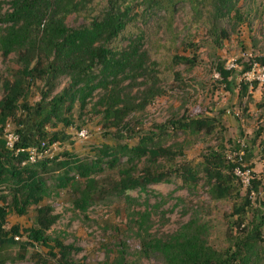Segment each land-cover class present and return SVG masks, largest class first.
Masks as SVG:
<instances>
[{
  "label": "trees",
  "instance_id": "16d2710c",
  "mask_svg": "<svg viewBox=\"0 0 264 264\" xmlns=\"http://www.w3.org/2000/svg\"><path fill=\"white\" fill-rule=\"evenodd\" d=\"M239 1L241 0H103L102 9L96 15L92 8L86 9L89 0L8 1L6 11L0 13V60L5 61L12 55L15 69L10 78L2 80L0 85V200L6 199L4 188L10 191L9 207L0 206V237L12 239L20 236L17 226L3 230L6 209L10 208L21 216L27 207L35 206L34 224L25 229L22 235L30 244L52 250L53 253L48 255L56 259L57 264H74L70 257L79 249L73 245H64L47 234L55 223L56 216L48 205L37 206L48 195L47 180L50 173L62 168L63 172L54 178L53 186L56 189L70 187L77 196L76 205L81 211L86 210L91 197L97 192L98 188L89 176L100 170L105 157L110 168L117 164L120 157L126 158L125 166L117 171L119 178L112 187L118 196H123L128 191L144 192L149 185L168 183L171 175L161 172L155 164L158 159L171 161L178 156L180 146H176V150L161 147L153 133L142 135L137 144L130 148L126 145L102 147L98 151L100 156L88 163H81L65 153L64 160L59 162L54 157L41 159L32 165L20 164L27 160L28 148L45 150L46 147L63 141L64 137L55 133L48 137L44 133V127L52 121L68 126L70 122L63 115L70 114L75 103L82 110L86 100L95 91H101L103 95L93 106L100 109L102 120L112 127H118L131 112L142 111L154 97L162 94L158 78L149 68V65L156 64L150 63L148 52L142 49V35L130 38L124 49L108 47L134 19L130 15L133 3L143 6V11L151 15L160 11L171 14L179 4L188 6L195 19L204 16L208 35L213 45L218 46L227 37L223 26L230 22H241V11L237 5ZM71 14L81 16L85 24L67 28L64 20ZM256 60L264 64L262 59ZM197 63L194 55L190 58L173 55L170 59L172 69L184 66L188 72ZM248 69V64L245 63H241L236 69H226L217 64L214 71L219 83L231 95L234 94L233 78L239 75L236 97L241 100L249 86L252 89L257 86L256 82L246 83L241 80ZM172 74L175 81L179 80L177 72L173 71ZM61 78L66 79L63 89L49 98ZM35 80L43 81L46 87L41 92V103L33 110L35 140L24 142L22 131L16 130L19 140L9 149L4 138V126L8 120L20 126L16 113L19 108L28 110L24 101ZM137 80H140L138 85L135 84ZM126 81H129V87H142L141 91L136 92L135 98L129 96L130 88L126 89V93L123 92L125 88L121 89V84ZM136 99L137 104L134 103ZM258 107H264V101ZM216 113L211 117L181 118L170 122V126L187 136L211 137L216 128L221 126L219 118L223 111ZM127 125L128 123H123L122 128L125 129ZM219 147H216L217 150L209 149L207 154L202 155L197 166L184 164L176 170L185 186L195 188L201 180L211 202L229 199L232 191L238 196L233 188L235 177L232 173L233 168L238 166L237 157L226 158ZM141 162L145 166L138 171L137 163ZM70 173L85 180L84 185H78L73 177L68 176ZM200 174L202 177H198ZM260 187L264 190V176L263 179L253 176L240 204L233 205L230 213L223 216V247L210 244L213 227L210 220L204 218L205 212L201 206L193 208L187 221L174 232L158 237L149 233L152 222L147 208L134 213L133 218L129 219V229L138 241L133 264H139L141 259L153 258L158 264H264V237L260 232L264 215H260L255 221L257 211L264 212V193L257 202V209L249 201V194L257 196ZM248 213L251 214V229L246 232L243 223ZM232 230L237 231L238 235L231 236ZM126 250V245L122 242L117 264H128ZM0 264H4L3 259H0Z\"/></svg>",
  "mask_w": 264,
  "mask_h": 264
},
{
  "label": "rangeland",
  "instance_id": "374dc122",
  "mask_svg": "<svg viewBox=\"0 0 264 264\" xmlns=\"http://www.w3.org/2000/svg\"><path fill=\"white\" fill-rule=\"evenodd\" d=\"M8 1L10 0H0V13L6 11ZM102 5L103 0H89L86 9L92 8L96 15ZM133 5L130 15L134 19L108 47L115 50L124 49L130 38L142 35V49L148 52L150 63L156 64L149 65V68L157 76L162 94L154 97L142 111L131 112L123 121L128 123L123 129V123L112 127L102 120L100 109L93 105L103 92L95 91L86 100L82 110L75 103L70 114L63 115L70 122L68 126L52 121L44 127V133L48 137L55 133L64 137V140L46 147L41 159L55 157L59 162L64 160L63 154L66 153L81 163H88L89 160L100 156L98 151L102 150V147L126 145L130 148L137 144L142 135L150 133L154 134L161 147H172L176 150L175 147L180 146V153L171 161L158 159L155 164L161 172L171 175L168 183L149 185L144 192L128 191L123 196L116 195L112 187L119 178L117 171L125 166L126 158L120 157L117 164L110 168L105 157L100 170L89 176L98 189L85 211H81L76 205L77 196L70 187L56 189L53 186L54 178L63 172L62 168L50 173L47 180L48 195L37 206L48 205L56 216V221L47 234L64 245H73L79 249L70 257L74 264H117L122 242L127 249V263L133 264L138 241L129 229V219L145 207L150 212L152 222L149 233L158 237L174 232L179 225L187 221L193 208L201 206L205 212L204 218L210 220L213 227L210 244L223 247V216L230 213L233 205L240 204L246 190L234 179L233 188L238 192V196L232 191L229 199L211 202L201 180L195 188L185 186L181 183L180 173L176 171L184 164L197 166L202 155L207 154L209 149L220 146L226 158H242L241 165L249 170L251 178L256 176L263 179L264 176V107H258V104L264 101V82L251 81L250 83L256 82L257 86L254 89L249 86L246 95L237 100L239 75L233 78L234 94L231 95L224 85L219 83L214 71L217 64L224 68L234 65V69L239 68L241 63L253 62L264 66L256 60L264 61V0L239 1L237 5L241 11V22H230L223 26L227 37L221 40L218 46L213 45L208 35L204 16L195 19L193 12L186 5H176L171 14L160 11L153 15L144 12L143 6L137 3ZM64 24L67 28H77L83 26L85 21L81 16L71 14L65 18ZM173 55L188 58L194 55L198 63L190 72L186 71L184 66L172 69L170 59ZM13 60L12 55L5 61L0 60V85L2 80L9 79L14 71ZM173 71L179 74V80H174ZM139 82L140 80H137L135 84L138 85ZM65 83L66 79L61 78L49 98L60 93ZM128 85L129 81H126L120 87L125 88V93L126 89L130 88L129 96L132 98H135L137 91L142 90V87ZM45 90L43 81H33L24 101L28 110L19 108L16 113L20 126L8 120L6 133L21 130L24 142L35 140L33 110L41 103V92ZM134 103L137 104L138 99ZM219 111H223L219 118L221 126L216 128L211 137H191L171 129L172 121L197 116L211 117ZM80 133L83 136H80ZM137 165L139 171L145 163ZM68 176L73 177L80 186L85 183V180L73 176V173ZM200 176L202 177V174L198 175ZM3 191L6 199L0 200V206L9 207L10 191L6 188ZM263 193L262 187L257 196L251 193L250 205L257 209V202L261 200ZM34 209L35 206L27 207L21 216L16 215L10 208L6 209L3 230L17 226L20 236L17 239L0 237V259L4 260V264H57L56 259L48 255L53 253L52 250L30 244L22 235L25 229L34 224ZM260 212L255 214V221L260 215H264V212ZM250 220L251 214L248 213L243 223L246 232L251 229ZM260 228L264 237V224ZM236 235L238 232L232 230L231 236ZM139 264H158V261L154 258L141 259Z\"/></svg>",
  "mask_w": 264,
  "mask_h": 264
},
{
  "label": "built area",
  "instance_id": "2783aa9c",
  "mask_svg": "<svg viewBox=\"0 0 264 264\" xmlns=\"http://www.w3.org/2000/svg\"><path fill=\"white\" fill-rule=\"evenodd\" d=\"M234 67H235L234 65H229L226 67V69H230ZM248 67L249 69L242 75L241 80L246 83H250L251 81H257V82L263 83L264 82V66L252 62L248 64ZM5 128H6V125L4 126V129H3V132L5 133L4 138L6 140V147L10 149L12 147V144L14 142H17L19 138H18V135H16V133H10V134L6 133ZM80 136H83L82 133H80ZM41 147H43V144H41ZM45 150H40L35 147L28 148L26 150V152L28 153V158L26 161L22 162L20 166H24L25 164L27 165L34 164L36 161L40 160L43 157ZM241 161H242V158L240 156H237L238 166H235L233 168L232 173H233V176L235 177V180L239 183L240 187L243 190H246L248 189L250 185L251 177L249 175V170L244 168L241 165ZM250 195L251 193L249 194V199H250ZM14 239H17V238L15 237Z\"/></svg>",
  "mask_w": 264,
  "mask_h": 264
}]
</instances>
